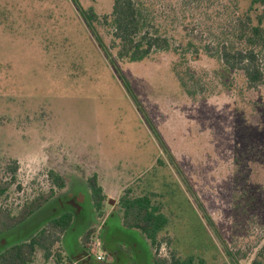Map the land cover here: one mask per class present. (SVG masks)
Instances as JSON below:
<instances>
[{"label":"rangeland","instance_id":"1","mask_svg":"<svg viewBox=\"0 0 264 264\" xmlns=\"http://www.w3.org/2000/svg\"><path fill=\"white\" fill-rule=\"evenodd\" d=\"M79 2L100 17L113 11L114 0ZM154 2L173 50L141 63L119 62L130 93L73 0H0V179H11L4 176L5 166L15 160L16 181L8 200L14 205L49 192L52 172L66 183L40 211L0 236V253L68 212L74 222L59 246L70 259L82 260L79 239L91 219L88 179L98 175L105 188L117 190L142 177L157 194L174 199L169 230L183 260L196 256L208 264H232L191 208L194 201L160 146L161 138L235 261L252 264L264 254V89L244 92L239 73L222 77L218 58V42L229 36L232 18L250 4ZM105 41L109 44L110 38ZM183 51L196 75L191 91L182 88L173 71ZM72 194L81 197L79 206L68 203ZM149 248L138 246L117 264H151ZM164 248L166 255L169 247ZM108 261L91 257L79 264ZM34 264H56V259L46 261L38 253Z\"/></svg>","mask_w":264,"mask_h":264},{"label":"trees","instance_id":"2","mask_svg":"<svg viewBox=\"0 0 264 264\" xmlns=\"http://www.w3.org/2000/svg\"><path fill=\"white\" fill-rule=\"evenodd\" d=\"M79 1L73 0L81 8L85 20L94 30L100 48L110 58L121 81L125 83V87L130 93H134L118 63H141L159 52L166 53L173 50V39L163 32V27L158 18L159 12L155 10L154 0L153 3L152 0H114L112 13L102 17L98 16L93 8L83 10L84 8ZM245 1L250 4V7L245 13H240L232 18L229 36H225L226 40L224 38L222 42H218L220 48L218 58L222 63V77H225L226 74L239 73L244 84L243 91L249 93L259 91L260 88L264 89V0ZM99 28H103L107 34L101 35ZM106 36L110 38L109 44L105 41ZM194 48L197 57H201L202 52L198 48ZM188 54V52L183 51L180 53L179 62L173 63V71L184 90H190L191 86H197L195 83L196 75L191 71L188 63ZM190 83H195V85L189 86ZM228 85L232 87L233 83L229 82ZM190 91L189 93H191ZM133 99L141 113L142 109L135 95ZM160 139H158L160 146L164 152L169 154L171 165L178 176L184 180L186 185L184 189L194 201L190 204L191 208L197 209L201 220L205 222L204 225L218 239L226 254L233 260L232 264H239L224 246L214 220L200 203L175 161V157L168 152ZM157 163L159 166L165 165L162 160H158ZM5 167L4 176L5 178L11 176V179H0V236L26 222L54 199L58 190H63L66 187L65 180L57 173L52 172L50 175L54 181V186L49 192L26 199L21 205H14L8 200L16 181L17 162L8 160ZM141 178L140 181L139 179L135 181L134 186L126 188L119 200V206L124 212V227L135 229L147 237L154 250L153 264H208L207 260L201 257L190 256L186 260L181 258L180 251L173 246L176 240L173 231L171 233L169 230L174 217L172 210L175 211L176 207L173 203L174 199L168 198L170 199L168 200L163 193L157 194L152 187L153 183L151 184V181L144 183ZM98 179V176H92L88 179V185L92 192L94 207L99 214H102L107 197ZM137 186H140L144 191L139 188L141 192L138 193ZM175 186L184 195L183 186L180 187L178 182H175ZM168 190L171 192L170 189ZM164 209H167L168 213ZM73 222L74 216L71 213L66 212L56 216L28 240L3 250L0 253V264H34L38 253H41L46 261L54 257L56 264H74V261L68 258L63 253L62 247L59 246ZM95 237L96 229L93 228L84 234L82 244L85 250H89V245L95 240ZM164 246L169 247L166 255L161 254V251L165 250ZM252 264H264V254L258 256Z\"/></svg>","mask_w":264,"mask_h":264},{"label":"crops","instance_id":"3","mask_svg":"<svg viewBox=\"0 0 264 264\" xmlns=\"http://www.w3.org/2000/svg\"><path fill=\"white\" fill-rule=\"evenodd\" d=\"M98 180L101 187L104 190L107 200L104 203L102 214H99L94 207L92 192L91 189L89 188V198H90L89 208H90L91 219L88 220V228L80 236L79 240L82 248L84 249V246L82 244V238L89 229L92 228L96 229L95 224L97 220L98 223L97 226L99 228L96 229V235L97 233L99 234L101 241L99 242L97 241V243L95 242V240L92 241L89 245L90 246L89 250L84 249L85 250L84 258L79 261L73 259L74 264H79L81 262H84V260L91 259V257L96 259L97 262H100L97 260V255L100 254L103 255L107 254L110 256V257L106 256L109 259L108 264H117L118 262H120V259H126L125 256L132 254L134 252V249H137L138 246H142V245L150 246L149 256H151L152 258L151 264H153L154 250L150 245V241L141 232L136 231L135 229H127L124 227L123 225L124 212L119 206V200L124 190L130 186H134L136 184L135 181L137 179L133 177L128 183H126V185L120 186L117 190L105 188L104 184L102 183L103 181L101 177ZM69 199L71 201L68 203H72L75 206L76 205L79 206L82 203L81 197L76 196L74 194L70 195ZM98 243L100 244V249L95 250L94 248ZM127 264H132V262Z\"/></svg>","mask_w":264,"mask_h":264},{"label":"built area","instance_id":"4","mask_svg":"<svg viewBox=\"0 0 264 264\" xmlns=\"http://www.w3.org/2000/svg\"><path fill=\"white\" fill-rule=\"evenodd\" d=\"M94 249H95V250L100 249V244H99V243L96 244V246H95ZM105 259H106L105 255H103V254L97 255V260H98V261L102 262V261H105Z\"/></svg>","mask_w":264,"mask_h":264}]
</instances>
